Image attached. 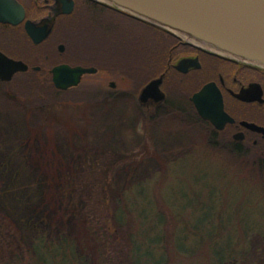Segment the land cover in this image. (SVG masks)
Segmentation results:
<instances>
[{"label":"rangeland","instance_id":"obj_1","mask_svg":"<svg viewBox=\"0 0 264 264\" xmlns=\"http://www.w3.org/2000/svg\"><path fill=\"white\" fill-rule=\"evenodd\" d=\"M105 20L121 25L125 21L112 15ZM82 37L90 39L88 34ZM109 81L102 75L89 76L80 89L108 88ZM3 91L16 95L12 86ZM3 91L0 142L6 144L0 145V164L32 128L55 141L56 135L60 149H73L89 176L87 186H97L101 196L109 193L107 171L116 166L108 207L102 205L92 217L104 241L96 259L133 264L129 257L137 240L143 261L242 262L250 247L264 242V170L248 155L207 148L203 138H197L200 128L175 123L176 117L148 120L131 96L68 102L61 106L65 123L60 125L38 112L28 119L16 96ZM26 175L28 182L33 171ZM12 204L17 205L16 200ZM77 231L71 226V234ZM83 245L85 252L93 247L88 240ZM25 264L34 263L28 259Z\"/></svg>","mask_w":264,"mask_h":264},{"label":"trees","instance_id":"obj_2","mask_svg":"<svg viewBox=\"0 0 264 264\" xmlns=\"http://www.w3.org/2000/svg\"><path fill=\"white\" fill-rule=\"evenodd\" d=\"M106 9L116 19H125L122 21L123 25L106 21V16L82 24L72 20V23H69L71 37L80 38L95 29L105 43L104 52L101 51L104 54L103 68H107V57L112 49L128 51L131 74L135 72L134 67L138 68L142 57L147 61V67L151 68L150 65H154L161 51L163 71L168 69L167 77L170 78L171 69L165 67V62L175 55L171 49L174 44L168 45L165 37L171 36L174 43L178 44H181L180 39L131 15L107 6ZM126 35L132 36L125 38ZM154 42H159L158 46ZM68 47L69 50L76 49L75 43L68 44ZM88 47L86 52L92 54L90 46ZM32 64H38V58L34 59ZM149 76L150 73H147V79ZM178 81L181 82L180 78ZM7 86H12L18 107L26 110L28 119L38 112L44 114L53 124L60 125L65 123L61 116L64 107L61 106L67 105L68 102H86L104 96L100 89L59 90L51 80H42L38 72L31 73L26 78L19 75L10 83H2L0 89L6 90ZM179 86L184 85L179 83ZM192 91H188L187 95L170 94L169 99L176 100L181 111L197 115L192 103L188 101ZM155 118L157 116H152L151 120ZM29 130V134L23 136L15 148L9 149L0 164L1 264H25L28 259L34 264H105L106 257L104 261L100 257L96 259L104 241L100 237L101 230L94 229L92 217L102 205L108 207L116 166L107 171L109 193L105 197L101 196L97 186H87L85 179L89 176L73 149L67 150L68 152L66 149H60L56 135L55 141L47 134L37 135L40 130ZM5 144L0 142L2 147ZM231 150L240 155L245 151ZM248 154L260 169L264 170V160L256 156L253 150ZM19 158L21 162L16 164ZM28 170L33 171V176L25 182ZM12 200H16L17 205L13 206ZM125 213L121 212L120 219L116 217V220L118 218L121 222ZM71 226L78 229L77 233L71 234ZM86 240L93 247H88L85 252L83 242ZM136 242L137 240L132 242V255L129 257L133 264L167 263L163 259L140 260L141 253L136 248ZM220 264H264V242L259 247H250L244 261L235 260Z\"/></svg>","mask_w":264,"mask_h":264},{"label":"flooded vegetation","instance_id":"obj_3","mask_svg":"<svg viewBox=\"0 0 264 264\" xmlns=\"http://www.w3.org/2000/svg\"><path fill=\"white\" fill-rule=\"evenodd\" d=\"M0 0V13L15 12L16 21L7 22L0 19V52L11 59L21 60L29 66L27 72L19 75H30L38 72L43 75L44 81L53 82L52 70L54 67L67 64L70 66L94 67L97 73L85 75L84 79L91 76L102 75L110 79L108 88H98L106 99L112 100L116 96H131L141 109L145 111L148 120L152 116L170 117L175 123L185 124L186 127L197 126L200 128L197 138H203V144L209 149H245L243 155H249L253 150L256 156L264 160V66L223 55L211 51L203 46L191 42L174 43L170 36L165 37L168 45L172 46L173 57L165 62V67L170 68V78L167 70L163 71V57H156L154 65L147 67V61L142 57L138 68L130 73V53L128 51H114L107 57V68L104 67L105 43L101 40L95 29L89 32V40L85 38L71 37L69 23L74 20L79 23H89L103 16H111L106 6L92 0H68L73 1V10L63 13L64 4L58 0ZM54 21V28L48 38L36 44L27 30V23L40 24L45 20ZM75 48L69 50L67 41ZM65 50H60V45ZM90 46L92 54L86 52ZM160 46L162 47L161 43ZM157 51V53H158ZM123 59H120V58ZM160 57V58H159ZM38 58V64L33 65ZM184 59L191 60L192 67L187 73L179 71L176 66ZM136 63V62H135ZM47 66L48 69L45 67ZM35 67H40L36 70ZM137 69V70H136ZM150 73L147 79L146 74ZM165 75L161 86L166 94V100L156 102L150 100L147 103L140 101L142 90L154 79ZM180 78V81L178 79ZM179 83L184 86H179ZM214 83L216 91L223 98L224 111L211 119H204L192 102V96L202 88ZM0 85L2 82L0 81ZM133 85V86H132ZM193 90L188 97L195 113H186L178 109L176 100H170V94H186ZM13 97L10 91H3ZM244 94L243 98L239 95ZM198 141V140H197Z\"/></svg>","mask_w":264,"mask_h":264},{"label":"water","instance_id":"obj_4","mask_svg":"<svg viewBox=\"0 0 264 264\" xmlns=\"http://www.w3.org/2000/svg\"><path fill=\"white\" fill-rule=\"evenodd\" d=\"M64 4L63 13L73 10V1L58 0ZM137 19L165 29L187 42L195 43L219 54L250 61L264 66V0H92ZM13 2H17L16 0ZM15 12L0 13V19L7 22L18 21ZM54 21L45 20L40 24L28 22L27 30L36 44L49 37ZM64 51L65 46L60 45ZM192 67L191 60H181L176 68L187 73ZM39 70L40 67H35ZM29 66L7 57L0 52V80L11 81L17 73L27 72ZM53 82L58 89L69 90L78 87L87 74L97 73V68L70 66L67 64L53 68ZM165 75L152 80L141 92L140 101L163 102L166 94L161 86ZM240 98L244 94L239 95ZM192 102L204 119H211L224 111L223 98L216 91L214 83L205 85L195 93ZM215 122V121H214Z\"/></svg>","mask_w":264,"mask_h":264}]
</instances>
